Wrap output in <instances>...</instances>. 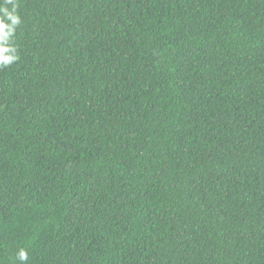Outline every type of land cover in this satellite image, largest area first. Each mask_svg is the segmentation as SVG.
<instances>
[{
    "label": "trees",
    "instance_id": "obj_1",
    "mask_svg": "<svg viewBox=\"0 0 264 264\" xmlns=\"http://www.w3.org/2000/svg\"><path fill=\"white\" fill-rule=\"evenodd\" d=\"M13 4L0 264H264V0Z\"/></svg>",
    "mask_w": 264,
    "mask_h": 264
},
{
    "label": "clouds",
    "instance_id": "obj_2",
    "mask_svg": "<svg viewBox=\"0 0 264 264\" xmlns=\"http://www.w3.org/2000/svg\"><path fill=\"white\" fill-rule=\"evenodd\" d=\"M7 2L11 3V0H7ZM15 9V4H13L11 12L7 8H0V12H3L4 18L10 21V23L6 24L4 19H0V66L10 65L18 59V56L15 55L16 49L7 46L8 38L12 36L15 27L20 23V18L15 14ZM17 258L21 261H26L29 257L28 254L21 249Z\"/></svg>",
    "mask_w": 264,
    "mask_h": 264
}]
</instances>
